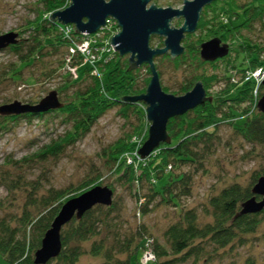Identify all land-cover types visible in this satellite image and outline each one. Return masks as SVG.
<instances>
[{"label": "trees", "instance_id": "trees-1", "mask_svg": "<svg viewBox=\"0 0 264 264\" xmlns=\"http://www.w3.org/2000/svg\"><path fill=\"white\" fill-rule=\"evenodd\" d=\"M41 3L44 11L30 27V31L36 34L31 36L32 43L26 46L20 41L18 45L6 49L15 52L18 58V64H12L8 71L7 79L12 84L24 83V71L36 68L47 54L44 53L47 49L56 53L65 48L67 53L60 67L67 69L69 78H65L63 85L53 91L58 93L64 107L41 114L0 115V136L10 133L20 120L41 119L48 114L59 116L70 130L65 136H59L41 148L33 158L7 162L8 167L1 176L3 186L13 193L23 194L25 200L19 214L0 217V264H35V254L41 249L64 204L103 185L100 183L101 176H96L86 178L77 186L71 184L62 189H45L40 180H27L23 176L25 164H41L50 159L60 161L67 148L86 137L97 122L114 108H120L128 121H132V116L135 118L132 133L110 149V160L117 183L123 185L136 201V223H128L124 215V198L115 195L110 207L98 205L81 219L75 218L64 227L61 255L48 264H79L85 255L98 259L99 264H143L147 252L154 256L148 264H212L215 259L223 260L248 244L252 245L256 238L264 241V210L240 216L242 204L255 197L253 190L264 177V168L252 175L249 184L234 182L210 196L201 211L187 204L194 195L197 177L206 170L222 145L219 129L223 124L232 128L235 138L250 146L249 152H246L248 160L255 157L256 149L264 150V113L258 108L264 86L258 85L253 78L256 70H264V40L248 37L259 24L261 32L264 31V0H250L242 4L238 0L218 1L216 9L212 7V18H209L208 11L202 15L198 31L217 32L224 40L238 43L240 49L234 48L237 59L230 65L226 62H230L229 55L232 54L210 63L202 59L199 46L195 54L197 65L214 67L224 63L234 72L231 74L228 69L222 75L214 72L194 75L177 91L162 85L165 92L182 96L198 82H202L208 92L215 85L227 83L225 91L213 97L212 104L207 102L171 119L168 123L171 144H162L149 158L141 160L132 151L147 118L143 107L146 104L129 103L120 98L146 93L150 68L146 65L137 71L128 70L129 59L106 52L91 63L92 67L87 68L84 79L71 76L68 69H78L86 64L85 59L80 54L71 53L74 43L62 33V25L50 19L55 12L67 8L69 0H41ZM95 47L101 48L103 44L98 42ZM167 56L162 57L176 65L177 69L187 62L185 53L176 60ZM144 70L148 77L142 79L141 72ZM56 72L52 70L43 76L51 81ZM158 72L161 79L162 72ZM249 76L250 79H247ZM32 77L36 83L40 82L39 76ZM41 101L27 103L35 106ZM148 138L149 134L144 143ZM109 188L116 194L114 184H110ZM257 200L261 201V198L257 197ZM159 206L171 207L175 217L160 238H156L142 219ZM244 264L258 263L248 258Z\"/></svg>", "mask_w": 264, "mask_h": 264}, {"label": "rangeland", "instance_id": "rangeland-1", "mask_svg": "<svg viewBox=\"0 0 264 264\" xmlns=\"http://www.w3.org/2000/svg\"><path fill=\"white\" fill-rule=\"evenodd\" d=\"M225 1L228 0L220 2L224 3ZM249 1L250 0H238V3L242 4ZM152 3H155L160 8L173 7L174 9L180 10H182L184 6V0H158ZM217 4L218 3L213 4V9H216ZM220 9H222V6H220ZM43 11L44 7L41 0H0V37L15 33L19 35L18 40L28 46V44L32 43L31 36H36L35 32L30 31L31 24L35 23L40 13ZM206 11H208L209 18H212V7L205 8L202 15ZM224 18L226 19L227 16ZM173 25L176 28L181 27L183 26V20H175ZM113 27L115 28V25H113L112 28ZM260 29L261 25L259 24L254 33L250 35L246 33V35L254 40L262 41L264 40V31L261 32ZM119 32V30L113 29L112 33H104L99 37L96 34L91 35L92 38H95L103 44L102 48L104 49H101L99 54H105L104 51H106V48L112 49L107 53H116L115 49L110 47L112 46L110 44V39ZM186 37L187 39L184 40L183 46L186 50L187 62L185 65L181 66V68L177 69V66L167 58H165V60L163 57H157L155 59L156 66H159L157 70L162 72L161 82L163 87H168L171 88L172 91H177L184 82L193 78L194 75L200 76L206 72V74H213L214 72V74L218 73L222 75L228 72L229 68L225 67L224 63H220L214 67L209 65L201 67L196 63V48L199 46L201 48L204 43L213 40L220 41V45L227 48L228 54H232L229 55L230 62L226 63H230V65L231 63H236L237 53L234 52V48L236 47L239 51L240 48H238V43L235 44V42L230 40H224L221 34L217 32L203 31L202 33L201 31H197L195 34L186 35ZM164 42V38L152 36L150 45L152 49H163ZM46 52L47 54L50 52L49 56L44 54L43 60L37 63L35 66L36 68H29L24 71V83L12 84V82L7 79V76H9L7 73L13 66L12 64H18V58L15 52L9 50L0 51V107L8 105L10 102L13 103V101H20L23 104H28V101L43 100L50 92L57 90L63 85L65 78H69L67 69L60 67L65 56L64 54L67 53L66 49H59L56 53L47 49L44 53ZM167 57H170V55ZM123 58L128 60L130 56H125ZM145 66L146 65H143L134 71L143 69ZM91 67V63H84L81 65L76 71L77 77H79L80 80L84 79L87 68ZM52 70L58 72H56V76L53 80L47 81L43 74ZM258 70L255 72L257 73ZM229 71L231 74L234 72L233 69H229ZM249 72L253 73L254 71H248V73ZM141 73L142 79L148 77L146 70ZM70 74L74 77L72 72ZM32 75L36 78L39 76L40 82L36 83ZM27 83H30V85ZM226 85V82L215 85L211 88L210 92L205 88L207 97H215L221 94L225 91L224 88ZM6 101L9 102L6 104ZM143 107L146 110L147 106L144 105ZM131 120L132 121H128L123 116L120 108L110 110L97 122L86 137L79 140L75 146L67 148L66 154L60 161L56 162L50 159L48 162L41 164L32 162H30V165L25 164V169H23L22 173L23 176L26 177L27 180H40L41 186L45 189L51 187L62 189L71 184L77 186L88 177L94 178L96 176H101L100 183L103 184L101 187L109 188L110 184L116 186L117 191L114 197L117 195L124 198L126 204L125 219L128 223L135 225V214L137 213L136 201L128 195L123 185L117 183V177L113 174L110 160V149L125 139L129 133H132L133 126L135 125V122H133L135 118L133 119L132 116ZM149 125L146 118L143 125L144 128L135 141L136 144L134 143V145H136L135 149L132 151L134 156L138 155V151L144 145V141L149 134ZM68 130H70L69 125L59 116L48 114L41 119L20 120L16 126L12 127L10 133H5L0 136V217L19 214L25 200L23 194L13 193V191L3 186L4 182H2L1 176H3L2 173L8 167L7 162L9 160L20 162L26 158H33L41 148L49 144L52 140H56L59 136H65ZM219 135L222 140V145L219 147L211 162L206 166V170L197 177L194 195L187 201L189 207L197 208L200 211L203 206L205 207L210 196L234 182H239L243 185L249 184L252 175L264 168V150L256 149L255 157L248 160L246 152H249L250 146L244 141L235 138L233 130L228 124H223L220 127ZM250 156L251 155H249V157ZM127 158H129V156H127ZM174 217L175 211L171 207L166 208L159 206L154 209L149 216L142 219V222L148 226L156 238H160L163 231L174 220ZM143 258V264H146L147 261L151 259L149 256H144ZM248 258H253L258 264L264 263L263 240L256 238L252 241V245L251 243L248 244L243 249L235 251L234 254L227 256L223 260L215 259L212 264H230L232 262L244 264ZM99 263L100 261L98 259H94L89 255L83 256L79 262V264Z\"/></svg>", "mask_w": 264, "mask_h": 264}, {"label": "water", "instance_id": "water-1", "mask_svg": "<svg viewBox=\"0 0 264 264\" xmlns=\"http://www.w3.org/2000/svg\"><path fill=\"white\" fill-rule=\"evenodd\" d=\"M68 8L55 12L51 21L63 26H74L78 35L97 34L107 26L108 20H114L120 32L110 39V44L120 58L130 56L128 70H136L148 65L151 80L146 93L136 97H122L129 103L146 104V116L150 124L149 138L138 151L140 158H149L162 144H171L168 123L171 119L183 116L204 105L212 104L213 97H207L202 82L196 83L192 91L176 96L164 91L155 63L157 57L170 55L176 60L185 53L183 42L186 35L195 34L204 9L217 1L223 0H184L183 9L173 7L160 8L153 0H70ZM175 20H183V26L176 28ZM152 36L165 39L163 49H152ZM15 33L0 37V51L20 43ZM228 55L226 47L220 41L213 40L201 46V56L205 61H217ZM127 70V71H128ZM264 86V83H263ZM58 93L51 92L38 105L23 104L15 101L0 107V115L16 116L21 114H39L63 108ZM258 108L264 113V94ZM254 198L242 204L240 216L261 213L264 210V177L253 190ZM261 198V201L257 200ZM114 192L108 187H95L82 195L69 200L62 207L47 232L41 249L35 254V264H48L61 255L62 230L75 218L81 219L88 211L98 205L110 207Z\"/></svg>", "mask_w": 264, "mask_h": 264}, {"label": "built area", "instance_id": "built-area-1", "mask_svg": "<svg viewBox=\"0 0 264 264\" xmlns=\"http://www.w3.org/2000/svg\"><path fill=\"white\" fill-rule=\"evenodd\" d=\"M69 3H70V0H69ZM113 25H115V28L114 27L112 28ZM60 27H61L60 29H61L62 33L65 35V37L68 40H70L72 43H74L75 47L71 49L72 54H74V55L80 54L82 57H84L86 63H94L98 59H100V56L102 54H99V52L101 49H104V48L95 47L99 41H97L95 38H92L91 35H87V34L78 35V34H76V28L74 26H63L62 25ZM113 29H115L117 31L119 30L117 23L114 20H108L107 26L105 28L101 29L96 35L99 37L101 34H104V33H112ZM76 36H78V37H76ZM110 47H112V46H110ZM111 50L112 49L106 48V51H104V50L103 51L106 53V52H110ZM110 55H114V54H110ZM97 56H99V57H97ZM69 71L74 74L75 78H77V75H76L77 69L69 68ZM250 76L247 79H250ZM253 78H255L257 80L258 85L259 84L263 85V83H264V70L260 69L257 71V73L255 72V74H253ZM255 95L256 96L258 95L257 90L255 91ZM259 102H260V100L258 101V105H259ZM135 156L139 159H142V158H140L141 157L140 154L135 155ZM144 256L145 257L149 256L151 258L147 261L146 264H148L150 261L154 260V256L149 252H147Z\"/></svg>", "mask_w": 264, "mask_h": 264}, {"label": "flooded vegetation", "instance_id": "flooded-vegetation-1", "mask_svg": "<svg viewBox=\"0 0 264 264\" xmlns=\"http://www.w3.org/2000/svg\"><path fill=\"white\" fill-rule=\"evenodd\" d=\"M157 0H153V2H156ZM215 3H218V1L217 2H215ZM155 4V3H154ZM214 4V3H213ZM213 4L211 5V6H208L209 8H211V7H213ZM208 7H206V8H208ZM155 37V36H154ZM188 37V36H187ZM187 37H186V39H187ZM184 43V42H183ZM186 51V50H185ZM200 54H201V50H200ZM219 60H222V59H219ZM219 60H217V61H219ZM217 61H213V62H210V63H215V62H217ZM208 62V61H207Z\"/></svg>", "mask_w": 264, "mask_h": 264}]
</instances>
